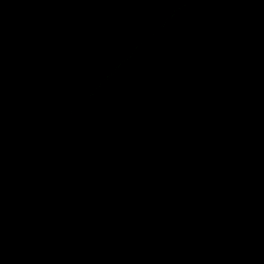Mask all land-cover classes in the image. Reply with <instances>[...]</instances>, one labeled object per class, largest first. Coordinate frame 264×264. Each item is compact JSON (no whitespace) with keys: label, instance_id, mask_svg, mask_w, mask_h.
Returning a JSON list of instances; mask_svg holds the SVG:
<instances>
[{"label":"water","instance_id":"obj_1","mask_svg":"<svg viewBox=\"0 0 264 264\" xmlns=\"http://www.w3.org/2000/svg\"><path fill=\"white\" fill-rule=\"evenodd\" d=\"M0 264H264V0H0Z\"/></svg>","mask_w":264,"mask_h":264}]
</instances>
